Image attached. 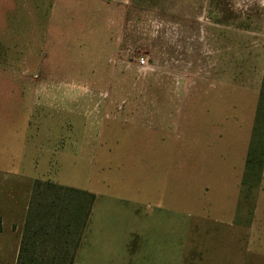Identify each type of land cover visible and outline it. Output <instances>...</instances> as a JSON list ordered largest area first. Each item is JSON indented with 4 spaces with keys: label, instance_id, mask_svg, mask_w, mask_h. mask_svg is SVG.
Returning <instances> with one entry per match:
<instances>
[{
    "label": "rangeland",
    "instance_id": "obj_1",
    "mask_svg": "<svg viewBox=\"0 0 264 264\" xmlns=\"http://www.w3.org/2000/svg\"><path fill=\"white\" fill-rule=\"evenodd\" d=\"M263 72L258 0H0V150L21 129L31 173L96 195L73 264H155L161 236L170 264L184 244L186 264H264V168L239 202ZM73 81L88 93L35 96Z\"/></svg>",
    "mask_w": 264,
    "mask_h": 264
},
{
    "label": "trees",
    "instance_id": "obj_2",
    "mask_svg": "<svg viewBox=\"0 0 264 264\" xmlns=\"http://www.w3.org/2000/svg\"><path fill=\"white\" fill-rule=\"evenodd\" d=\"M263 168L264 72L239 191V202L247 204L250 210ZM95 200L96 195L89 190L34 179L15 264H73ZM250 219L251 211L247 225Z\"/></svg>",
    "mask_w": 264,
    "mask_h": 264
},
{
    "label": "crops",
    "instance_id": "obj_3",
    "mask_svg": "<svg viewBox=\"0 0 264 264\" xmlns=\"http://www.w3.org/2000/svg\"><path fill=\"white\" fill-rule=\"evenodd\" d=\"M0 112L2 113V115L5 114V116H8V115H6V113L9 114L8 108L5 106H1ZM16 132L20 133L21 137H22V138L20 137L21 138L20 141L19 140L17 141L19 144L17 143L16 144L17 146L15 148H10L8 146L5 149V151L0 150V219H1V223L3 226L9 225L12 223L17 224V228L15 229V232H17V237L19 240L17 253H16V257H17L19 244H20V237H21V233L23 230L25 215H26V211H27V207H28V202H29V198H30V193H31L33 181H34V179H42V180H50V179L40 178V176L37 175L36 173H34L33 171H32V173L30 172L28 164L25 166L24 155L27 151V143H25L24 138L26 137V135L24 136V133L21 129L16 130ZM23 136H24V138H23ZM32 147H33V151L31 148L29 150L30 152H36L37 150H43V149H40L39 147H36L35 144H32ZM10 149L17 151L18 153L16 155H14V152H11ZM44 151L46 152V154L49 151L52 152V150H49L48 147H47V149H44ZM47 161L50 163L51 158L50 157L48 158L46 155V159H45L46 165H47ZM31 162H32L31 165L33 166L31 169L34 170L35 169L34 167L38 166L36 154L34 157L33 156L31 157ZM45 168H46V166H45ZM234 212H235V214H234ZM234 212L232 215L231 222L232 223L234 222V224L242 226V227L248 226L245 223L246 219L240 218V221L238 222L237 221L238 216H236L237 215L236 209ZM139 215L140 214L137 210H135V212H133V214H132L133 217H137V218H140ZM20 222L22 223V230L21 231L19 229L20 228L19 227ZM14 228H15V226H14ZM214 236H216V235H214ZM202 237H200L199 239L195 238V241H197V242L202 241V240L207 241V239H210V237H208V238H206L205 236H202ZM219 237H222V236H219ZM225 239H226V237L224 239H222V241L224 242ZM192 241H194V240L192 239ZM160 242H161V244H160V256L157 253L152 258H155V261H154L155 264H159V263H157L158 260L161 262V264H170V262L168 260L167 251L165 253L163 251V238H162V236L160 238ZM220 250H221V247L218 249H215V250L213 249V253L211 254V256H215V257H219V258L222 257ZM207 251L210 252L211 250L209 251V249H207ZM15 262H16V258H15ZM185 262H186V260H185V244H184L182 256H177L176 260L173 261V263L174 264H186Z\"/></svg>",
    "mask_w": 264,
    "mask_h": 264
},
{
    "label": "clouds",
    "instance_id": "obj_4",
    "mask_svg": "<svg viewBox=\"0 0 264 264\" xmlns=\"http://www.w3.org/2000/svg\"><path fill=\"white\" fill-rule=\"evenodd\" d=\"M261 7H264V0H258ZM237 8L241 7L240 4L236 5ZM35 96L43 97L45 99L55 100L57 98V93H62L63 96L67 98H76L81 95H86L89 91L86 85L78 82H71L70 84H52L49 86L47 83H41L35 88ZM39 102V100L37 101Z\"/></svg>",
    "mask_w": 264,
    "mask_h": 264
},
{
    "label": "built area",
    "instance_id": "obj_5",
    "mask_svg": "<svg viewBox=\"0 0 264 264\" xmlns=\"http://www.w3.org/2000/svg\"><path fill=\"white\" fill-rule=\"evenodd\" d=\"M137 61L139 64H144L146 60H145V58L140 57L137 59Z\"/></svg>",
    "mask_w": 264,
    "mask_h": 264
}]
</instances>
